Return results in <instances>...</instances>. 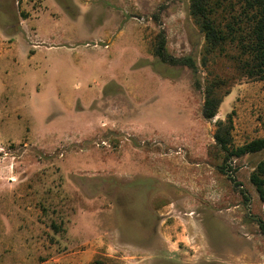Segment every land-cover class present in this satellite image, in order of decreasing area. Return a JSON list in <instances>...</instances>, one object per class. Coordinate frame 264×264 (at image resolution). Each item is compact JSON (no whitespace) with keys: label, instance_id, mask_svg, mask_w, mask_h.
I'll return each mask as SVG.
<instances>
[{"label":"rangeland","instance_id":"obj_1","mask_svg":"<svg viewBox=\"0 0 264 264\" xmlns=\"http://www.w3.org/2000/svg\"><path fill=\"white\" fill-rule=\"evenodd\" d=\"M160 34L198 61L189 0H0V264H264V153L223 175L214 145L229 115L235 146L264 137V81L206 119Z\"/></svg>","mask_w":264,"mask_h":264},{"label":"trees","instance_id":"obj_2","mask_svg":"<svg viewBox=\"0 0 264 264\" xmlns=\"http://www.w3.org/2000/svg\"><path fill=\"white\" fill-rule=\"evenodd\" d=\"M193 24L204 37L198 61L190 57L169 59L165 56V39L157 36L156 57L174 65L189 67L195 74L204 70L203 114L206 119L217 116L223 99L241 81H264V0H189ZM200 86V82L196 81ZM233 119L229 115L216 122L214 134L216 162L220 172H233L232 164L264 153V137L242 146H235L232 138ZM234 163V164H235ZM231 181L235 179L230 178ZM250 183L264 205V157L250 174ZM241 186L235 182V187ZM245 201L249 198L244 196ZM264 234V220L259 219ZM93 264H105L96 259Z\"/></svg>","mask_w":264,"mask_h":264},{"label":"crops","instance_id":"obj_3","mask_svg":"<svg viewBox=\"0 0 264 264\" xmlns=\"http://www.w3.org/2000/svg\"><path fill=\"white\" fill-rule=\"evenodd\" d=\"M64 261L65 259L63 257V258L54 259L53 261H49L43 264H63Z\"/></svg>","mask_w":264,"mask_h":264}]
</instances>
